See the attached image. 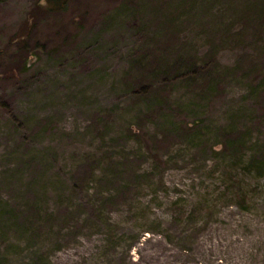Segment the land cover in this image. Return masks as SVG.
Returning <instances> with one entry per match:
<instances>
[{
  "label": "rangeland",
  "instance_id": "obj_1",
  "mask_svg": "<svg viewBox=\"0 0 264 264\" xmlns=\"http://www.w3.org/2000/svg\"><path fill=\"white\" fill-rule=\"evenodd\" d=\"M0 264H264V0H0Z\"/></svg>",
  "mask_w": 264,
  "mask_h": 264
}]
</instances>
